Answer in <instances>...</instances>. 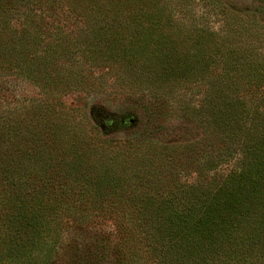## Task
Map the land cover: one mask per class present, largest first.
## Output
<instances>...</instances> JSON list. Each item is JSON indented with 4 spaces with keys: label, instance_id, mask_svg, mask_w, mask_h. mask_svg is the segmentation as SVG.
<instances>
[{
    "label": "trees",
    "instance_id": "1",
    "mask_svg": "<svg viewBox=\"0 0 264 264\" xmlns=\"http://www.w3.org/2000/svg\"><path fill=\"white\" fill-rule=\"evenodd\" d=\"M170 1L0 0V74L44 94L0 107L3 247L102 217L120 264H264V21ZM108 87L150 96L123 138L60 100Z\"/></svg>",
    "mask_w": 264,
    "mask_h": 264
},
{
    "label": "rangeland",
    "instance_id": "2",
    "mask_svg": "<svg viewBox=\"0 0 264 264\" xmlns=\"http://www.w3.org/2000/svg\"><path fill=\"white\" fill-rule=\"evenodd\" d=\"M198 12L202 1L190 0ZM230 9L239 12L255 11L256 18L264 21V0H221ZM175 7L183 5L185 0H171ZM217 25V22H215ZM107 87V85H106ZM42 99L44 94L24 78L13 74H0V107L21 108L29 99ZM147 93L131 92L128 89L108 87L106 92H94L88 96L79 90L69 91L60 100L68 107H77L101 133L108 137L123 138L137 128L130 126L131 119L146 117L142 103L147 104ZM152 123L160 130L156 136L161 140L179 141L189 136L178 115L153 118ZM158 122V126H157ZM183 137V138H182ZM223 168L225 166H222ZM226 169V168H225ZM187 182L196 180V172L186 174ZM3 235L0 233V264H120L113 251L114 230L104 218L97 217L92 224H68L56 242L36 243L25 250L18 245L3 247ZM8 254L15 255L8 257Z\"/></svg>",
    "mask_w": 264,
    "mask_h": 264
}]
</instances>
